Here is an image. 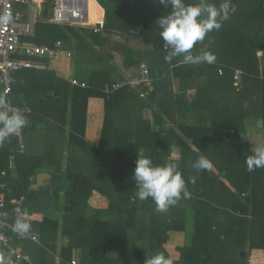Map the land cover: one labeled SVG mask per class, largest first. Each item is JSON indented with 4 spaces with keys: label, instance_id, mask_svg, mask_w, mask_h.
I'll use <instances>...</instances> for the list:
<instances>
[{
    "label": "trees",
    "instance_id": "trees-1",
    "mask_svg": "<svg viewBox=\"0 0 264 264\" xmlns=\"http://www.w3.org/2000/svg\"><path fill=\"white\" fill-rule=\"evenodd\" d=\"M96 1L105 10L102 27L98 26V30L95 31L93 28L68 26L66 29L71 37L81 41L84 39L82 34H85L92 43L103 47L108 44V35L128 34L135 26L141 25L143 30L140 31V38L145 41L153 38V51L167 53L159 36L160 29L156 30L157 36L153 26L159 17L167 15L170 8L159 16L154 14V10L159 11L162 8L159 9L158 2L154 3V0ZM211 2L218 6L221 0ZM231 2L236 8L235 13L230 15L220 30L209 33L193 49V54H199L200 51L214 53L216 61L213 64L177 66L180 70L196 68L202 109L211 113L210 125L205 131L196 126L186 128L180 125V129L191 138V145L210 161L211 181L219 188L223 186L227 190L226 195L216 198L217 201L222 205L231 206L234 212L244 216L237 218L227 216L228 223L223 228L225 230L219 224L217 230L212 229V221L205 218L204 211L197 209L192 243L190 246L177 248L179 257L172 258L174 264H248V258L242 256L241 252L264 251V168L252 172L246 168L245 160L252 154V150L248 146L244 124V119L250 116L264 122V62L260 67L256 56L258 50L264 51V0H255L252 6L247 0L245 4L242 0ZM90 11L94 24L102 21V10L95 0H90ZM42 16H46V10L42 11ZM22 39L53 46L57 40L66 41L68 35L64 29L45 21L35 23L33 37ZM118 54L125 58L123 62L125 67L136 63L134 51L126 46H122ZM110 57L113 58V54ZM153 58L155 59L149 62L150 72L153 77L154 73L158 75L152 82L154 88L147 95L151 105L158 99L156 94L160 86H164V82L160 81L162 74L160 60L157 55ZM180 60L182 61L180 57L173 59ZM236 69L242 73L237 86L234 85ZM201 77L202 85L199 83ZM13 79L27 85L22 86L24 90L18 91L22 102L16 103L29 106L37 120L48 121L49 118H54L60 126L57 128L58 137L46 136L48 146L44 152L47 160L40 158L43 164L50 166L51 169L48 186L29 190L38 167L37 160L35 162L33 156L17 152L20 148L16 149L14 143L5 142L0 146V184L6 186V199L24 196L25 201L21 206L24 212H29L35 202L43 203L44 211L53 212L59 209L58 196L61 193L66 199V205L62 209L60 223L56 216L49 214H44L39 222L29 221L32 225L30 233L36 234L37 242L28 238L17 242L14 238L12 247H15L13 243H18L24 253L39 259V254L48 255L47 250L54 253L58 236L65 237L66 243L59 249L60 264L69 263L74 248L84 250L81 258L84 264H145V261L157 252L170 256L164 249L165 233L168 230H181L182 225H176L174 218L179 217L180 221H183L184 216H169L171 223H167L166 220L160 221L159 216L151 215V211L155 209L154 203L148 201L139 203L131 198L134 182L130 181L132 182L130 185L129 180H126L131 174L126 172L125 168L132 166L140 152L151 158L154 164H164L170 156L172 135L169 128H165L164 123H161L156 130L152 125L141 123L133 127L130 134H123L121 127L115 123L117 116L115 105L119 90L110 92L103 90L105 84L110 86L114 82L108 72L92 73L88 87L73 86L70 93L68 82L57 77L52 70H22L16 73ZM123 87L124 90L130 89L128 86ZM91 96H99L105 102L104 122L98 147L91 145L84 138L86 104ZM185 97V93L176 94L174 97H171V93H165L164 97L159 99L161 101L159 118L163 111L168 119L174 122L175 113L189 109ZM173 98L176 110L172 109L171 115L170 109H165L163 101L166 99L169 102ZM68 107L70 113L66 124ZM66 126L69 129L67 160L62 171V156L57 153V142H54L53 137L60 140ZM26 128L23 129L24 135L31 129ZM217 128L222 129L225 137L220 144L218 142L214 144L220 150H215L213 144L207 148L203 147L200 144L202 142L205 145L202 137L209 136V132ZM181 143L184 145V141ZM11 155L14 156L17 178H12L8 171ZM200 157V155L192 157L188 167H184L186 164L180 165L182 169L183 167L186 169L183 170V175L197 176L198 185L204 179V176L203 179L200 176L203 172L197 173L196 170L194 172L192 164ZM183 159L182 163L189 160L185 156ZM220 173L222 174L218 175ZM95 174L100 181H107L111 187L106 189L101 185L102 182L96 183L93 178ZM63 182L66 183V187L63 186ZM198 185L193 187V192L198 191ZM213 189L215 188L212 186L211 191ZM92 192H97L108 199V210L96 209L89 204ZM145 212L149 214L145 216ZM107 213L114 218L109 221L100 219L101 216H107ZM130 228L136 241H148L146 250L129 249L127 230ZM113 250L117 252L116 255H112ZM33 254H36V257ZM20 264L28 263L23 260Z\"/></svg>",
    "mask_w": 264,
    "mask_h": 264
},
{
    "label": "crops",
    "instance_id": "crops-1",
    "mask_svg": "<svg viewBox=\"0 0 264 264\" xmlns=\"http://www.w3.org/2000/svg\"><path fill=\"white\" fill-rule=\"evenodd\" d=\"M35 2H36L34 5L35 16L32 22L31 32L23 35L22 37H33L35 23L46 21L47 23L54 24L64 29V32L68 35V39L62 42L61 49L59 50L55 58H53L52 60H49V59L42 60L45 63V67L43 69L29 68V70H37V71L52 70L54 71L57 77L62 78L68 82L69 84L68 92L70 93V89L73 86L88 87L90 83L91 75L92 73H95V72L110 73L111 79L114 81L113 83H115L125 78H129V77H132L138 74L139 72L138 66L141 63H145L150 70L151 65L149 62L150 60L155 59L153 58L154 55L155 56L157 55V58L160 60L159 63L162 69L160 81L164 82V86H160L159 90L157 91L156 96L158 97V99H156L155 103H153L152 105L149 104L150 101L147 97L148 95L147 87L143 85L142 86H128L127 85L128 87H130V89H127V90L122 89V87L117 89L119 91L117 92V97H116L117 100H116L115 108L117 109L116 111L117 116L115 119V123L119 127H121L120 130H122L123 134H130V132L133 131L131 129L141 123L145 125H152L153 128L156 130L157 128H159L161 123H164L165 128H169L168 130H170L171 135H172L171 145H170V156L167 157V159L165 160V163L177 162L179 165V170L181 171L182 175L184 174L183 170H186L184 169V167L190 166V164L188 163L190 162L192 157L199 156V155L203 157L202 153H200V151H198L197 148L191 145L190 143L191 138L187 137L186 134L183 133L180 129V125L186 126V128L188 126L189 127L196 126L197 128L199 129L202 128L204 129L203 131H205L207 130L206 128H208V126L210 125L211 113L209 112V110L202 109L201 94H200L201 92L197 84L198 83L197 81L198 72L195 70L196 68H193L190 70H185L183 68V70H180L178 69L177 66L180 64L182 65L184 64L182 63L181 60L166 62L164 59L166 54H163L162 52L153 51L154 50V42L152 40L153 38L152 39L149 38L148 41H145L143 38H140L139 36L140 31L143 30V26L141 25L135 26V29L130 30L128 34L113 33V34L108 35L109 36L108 44L103 47H100L97 44L92 43L85 34H82V36H84L83 40L80 41L78 39H75L69 35L66 29L67 27H62L58 24L50 22L51 14L49 16H43V19L41 18L37 20L36 17L39 18L42 16L43 10L41 9V5L45 3V0H40V1L35 0ZM95 2L97 6L100 7L102 10V21L99 22V24H101V27H102L104 23L105 10L99 5V3L96 0ZM160 7L162 8L161 10H159ZM163 7L165 6L159 4V9H158L159 11L154 10V14L155 15L159 14L160 16V13L164 11H168V9L170 8V6L165 7V8ZM50 8H51V13H52L51 0H50ZM17 9L18 11L25 10V8L22 6H20ZM156 21L153 26L154 28L153 31L158 36L157 31L160 28ZM76 28H82V27H76ZM154 33L152 34L154 35ZM156 35H155V38L157 37ZM22 37H21V40L24 43L37 44V43H33L28 40L24 41ZM122 46H126V48L134 51L136 55L135 57L136 63L134 65L127 66V67L124 66L123 62L125 58L122 55L118 54ZM164 50H167V49H164ZM67 52L71 53L70 57L66 55ZM112 54H113V58L110 57ZM256 56L259 60V64L261 67L264 62V51L258 50L256 52ZM22 70H27V69H22ZM241 75H242L241 70L236 69L234 72V77L237 76L235 78L236 80L234 84L235 86L239 84ZM73 79L77 81L76 85H73L71 83ZM202 79L203 77H201V80H199V83L201 85L203 84ZM106 85L107 84H105V86ZM22 86H27V85L23 82L18 83L12 77V92L9 95V101L11 103L15 102L13 104H18L16 102H22L18 94V91L24 90ZM104 87H103V90H104ZM211 91L212 90H209V92ZM69 93H68V96H69ZM165 93H168V94L171 93V97H174L176 94H182V93L186 94L185 99L189 105V109H186L184 111H178L177 113H175L174 122L168 119V117L163 113V111H162V116L159 118V115L161 114V111L159 110L161 101L159 99H162ZM25 95H27V93H25ZM27 101L29 102V99H27ZM156 102L158 103L157 105H156ZM163 105H165V109L167 110L170 109L169 112L171 115H172V109L176 110L174 98L169 102H167L165 99V101H163ZM104 112H105V102L103 98L99 96H91L87 99L86 124H85L84 138L86 141H88L91 145L95 147H98L100 143L101 131H102V126L104 122ZM69 113H70V109L68 107L66 118H65L66 124H68ZM26 116L28 118V124L25 127H27L26 129L31 127V129L26 131L25 135L23 133L24 138H23L22 146H20L17 142H14L16 141V139L13 137H10L6 141V143L8 144L14 143L15 144L14 147L16 149L18 147L20 148V150L19 151L17 150V152L25 153L29 157L33 156L32 158H34L33 160L35 162L37 160L38 167L36 168V171L32 177V184L29 186V190H35L40 187L48 186L50 184V180H51L50 166L44 165L40 158L43 157L44 161L47 160L46 158L47 155L44 152L48 146V144H46L47 143L46 136L56 135L58 137L57 128L60 125H59V122L56 121V119L54 118H49L48 121L37 120L34 117L33 112H31L30 114H27ZM244 124H245V132H246V136L248 140V146H249V149L252 150L253 147L259 145L261 141L255 138L256 144H254V146L252 147V140L249 138L248 134L251 131L258 130L257 128H255V126L257 127L259 125L261 126V128H263L261 129V131L264 133V122H262L260 119H257V118H251L250 116V118L244 119ZM68 135H69V129L66 126L64 127V134L62 138H59L60 140L53 137L54 142H57V145H56L58 147L57 153L60 156H62V171L66 167V160H67L66 151L68 147L67 146ZM131 136H133V134H131ZM224 138L225 137L222 132V129L217 128L209 132V136L202 137V140L203 142H205V145L202 142L200 144H202L203 147H206V148L207 146L209 147L211 146V144H213L215 150H220L219 147H216L214 144H216L217 142L220 144V141H222ZM183 141H184V145L181 143ZM76 153L78 154V152ZM184 156L189 158V160L188 161L186 160L185 163H182L184 161L183 159ZM181 164H186V166H184L182 169L180 166ZM125 168H126V172H129L131 174L126 180H129V182L133 181L131 177L133 175V171L135 168V162L132 163V166L130 165V167L127 166ZM192 170L195 172V169H192ZM211 170H212V167L208 170L202 171L203 173L200 176L202 177V179L204 176V179L199 182V185H198V180H196V183L194 185L193 184L187 185L189 191L191 192L190 199H181L175 206L170 207L164 213L157 212L156 206H155V209L151 211L152 213L151 215L159 216L160 221L166 220L167 223H171L169 216H184L183 221H180L179 217H177L178 219L174 218V222L176 223V225L178 226L182 225L183 228L181 230H178V231L168 230L165 233L166 242L164 244V249L165 251L168 252V254H170V257L173 259H177L179 257V252L177 250L178 247L190 246L192 243L193 233H194V223H195V218L197 216L196 215L197 209L199 210L202 209L201 211H204L205 218H208V221L210 222L212 221V224H213L212 229L217 228V230H219L218 229L219 227H217V224H219L222 229L224 228V226L225 227L227 226V223H228L226 219L227 216H236V218L239 216H244L240 213L234 212L231 206L222 205L217 201L218 198L227 194V190H225V187L223 186L219 188L216 183L214 184L211 181L212 179V176L210 175ZM8 171L12 178H17L16 165H15L13 155H11L9 158ZM96 173L98 174V172ZM97 174H95L93 177L95 178V180L94 179L93 180L96 183L100 181ZM221 174L222 173L218 175H221ZM183 177L187 181L190 175L189 176L183 175ZM100 182H102V180ZM131 183L132 182H130V185H132ZM101 185L103 186V188H106V189H109V187H111V185H109L107 181L102 182ZM195 185L199 186V189L197 192L192 191ZM63 186L66 187L65 182H63ZM212 186L215 189L211 191ZM132 188H133V193L130 195L132 199L137 200L139 203H147V201L149 203H154L152 202L151 199L144 200V201L139 200L136 196V193L138 191L137 186L134 184V186L132 185ZM20 197L22 198V206H23L25 197L24 196H20ZM58 201H59V204H58L59 209L53 212H51V210L44 211L43 210L44 205L41 202L39 203L35 202L29 212H24L23 210L22 211L24 214H26V218L28 221L39 222L41 221L44 214H49L51 216H56L57 221L60 223L61 216H62V213H61L62 209L66 205V199L63 195H61V193H59ZM88 202L92 207L96 209L108 210L107 209L108 203H109L108 199L105 196H101L97 192H92L91 196L89 197ZM200 203L202 206L200 205ZM108 214L109 213H107V216H101L100 219L108 220V221L112 220L114 216L112 215L110 216ZM147 214L149 213H146L145 216H147ZM206 216H210L211 218L206 217ZM15 219H16V216L15 215L12 216V218L8 220L9 224L13 226ZM145 221H148V220L145 219ZM223 230H220V231H223ZM127 231L129 233L128 246L131 251L146 250L148 248V241L146 240L136 241L132 237L134 232L131 233V228L128 229ZM190 232H192L191 235H189ZM29 234L32 235V237L31 238L26 237V238L31 239L35 242L38 241L36 234H32V233H29ZM58 237L59 238L56 242L54 253L50 250H47L48 255L50 254L49 256L46 254L45 256H42L41 254H39V257H38L39 259H34L30 255L22 251L28 257V260H25L24 262H27L28 264H38L41 261L42 263H39V264H60L59 249L61 246L65 245L66 238L65 237L63 238L61 236H58ZM26 238L15 239V240L17 242H21L22 240H25ZM11 246H12V242H11ZM13 246L21 249V246L18 243L17 244L13 243ZM37 250L39 251L38 248ZM252 251L254 252V250ZM252 251L249 254L250 258L248 256V264H252L251 263V259H252L251 254L253 253ZM255 251L264 252L262 250H255ZM111 253L112 255H116L117 252L113 250ZM82 254H84V250L79 249V248H74L71 252V256H70V260L68 264H84L83 262H81ZM0 256H3L5 259V264H8L10 251H2L0 249ZM33 256L36 257V254H33ZM257 264H264V259L259 261V263L257 262Z\"/></svg>",
    "mask_w": 264,
    "mask_h": 264
},
{
    "label": "clouds",
    "instance_id": "clouds-1",
    "mask_svg": "<svg viewBox=\"0 0 264 264\" xmlns=\"http://www.w3.org/2000/svg\"><path fill=\"white\" fill-rule=\"evenodd\" d=\"M159 4L169 7L167 15H162L156 22L160 28L159 36L168 46L164 57L166 62L174 58H182V63L190 65L213 64L216 56L210 51L193 54L194 46L205 37L221 29L236 8L231 0H221L217 6L211 0H154ZM28 124V118L21 111L14 108L6 95H0V146L12 136L22 132ZM249 172L264 168V143L255 146L252 154L245 160ZM212 167L209 160L198 158L192 168L197 173ZM131 179L137 186L136 196L144 201L151 199L156 206V211L166 212L175 206L181 199H190L191 192L187 185L195 184L197 176L188 177L187 181L179 170L177 162H167L156 165L152 159L142 152L138 153L135 168ZM14 230L27 236L32 228L26 214L17 210ZM0 264H5V259L0 256ZM145 264H174L170 256L163 252L151 255Z\"/></svg>",
    "mask_w": 264,
    "mask_h": 264
},
{
    "label": "built area",
    "instance_id": "built-area-1",
    "mask_svg": "<svg viewBox=\"0 0 264 264\" xmlns=\"http://www.w3.org/2000/svg\"><path fill=\"white\" fill-rule=\"evenodd\" d=\"M35 3V0H0V95H6L8 99L12 92V77L16 72L29 68L43 69L45 63L42 60L55 58L62 46V42L59 40L55 41L53 46L22 42L21 37L31 32V18L35 16ZM87 5L88 0H51L50 22L62 27H89L97 31L101 24H86ZM20 6L24 7L25 10L18 11L17 8ZM163 49L168 50L165 43H163ZM66 55L70 57L71 53L67 52ZM138 70V74L132 77L115 82L110 86L106 85L104 91H114L127 85H143L147 87V92H150L153 89L152 82L158 74L154 73L153 77L145 63H141ZM71 83L76 85L77 81L73 79ZM11 104L25 115L32 112L29 106ZM12 137L22 146L23 130L20 134ZM5 187V184H0V249L10 251L8 264H20L23 260H28V257L20 248H13L11 242L14 238H31L32 235H21L9 224L8 220L13 215H17L18 209L22 212V198L11 197L7 200Z\"/></svg>",
    "mask_w": 264,
    "mask_h": 264
},
{
    "label": "rangeland",
    "instance_id": "rangeland-1",
    "mask_svg": "<svg viewBox=\"0 0 264 264\" xmlns=\"http://www.w3.org/2000/svg\"><path fill=\"white\" fill-rule=\"evenodd\" d=\"M38 1H40V0H38ZM248 1V3H249V5H254V1L255 0H247ZM42 2V1H41ZM242 2L245 4V2H246V0H242ZM41 9L42 10H46V16H49L50 14H51V8H50V0H45V3H43L42 5H41ZM92 13V11H90V13H89V16H88V23H89V25H92V24H94V22H93V19H92V15L93 14H91ZM43 19V16H41V17H39V18H37L36 17V19L37 20H39V19ZM34 20V18H31V23H32V21ZM30 23V24H31ZM32 25V24H31ZM255 128H257L258 130H256V131H251V132H249V138L252 140V147L254 146V144H256L255 143V138L256 139H259L260 141H261V143H264V133L261 131V129H263V128H261V126L259 125V126H255ZM23 138H24V136H23ZM260 143V142H259ZM260 143V144H261ZM254 148V147H253ZM192 234V232H190V234L189 235H191ZM188 235V236H189ZM188 239V238H187ZM251 252V251H250ZM250 252H248V250L247 251H244V257L247 259L248 258V255L250 254ZM253 252V251H252ZM264 252H259V251H255L254 250V252L251 254V263L252 264H257V262L259 263V261H261L262 259H264ZM249 258H250V255H249Z\"/></svg>",
    "mask_w": 264,
    "mask_h": 264
},
{
    "label": "bare ground",
    "instance_id": "bare-ground-1",
    "mask_svg": "<svg viewBox=\"0 0 264 264\" xmlns=\"http://www.w3.org/2000/svg\"><path fill=\"white\" fill-rule=\"evenodd\" d=\"M87 10H88L87 11V17H86L85 21H86V24L89 25L88 16H89V13H90V0H88Z\"/></svg>",
    "mask_w": 264,
    "mask_h": 264
},
{
    "label": "water",
    "instance_id": "water-1",
    "mask_svg": "<svg viewBox=\"0 0 264 264\" xmlns=\"http://www.w3.org/2000/svg\"><path fill=\"white\" fill-rule=\"evenodd\" d=\"M157 104H158V103L156 102V105H157ZM241 255L244 256V252H241Z\"/></svg>",
    "mask_w": 264,
    "mask_h": 264
}]
</instances>
